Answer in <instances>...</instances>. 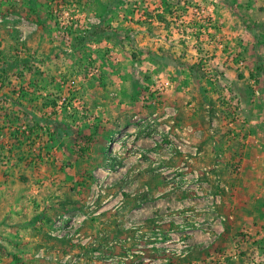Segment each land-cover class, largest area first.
Masks as SVG:
<instances>
[{
    "label": "rangeland",
    "instance_id": "rangeland-1",
    "mask_svg": "<svg viewBox=\"0 0 264 264\" xmlns=\"http://www.w3.org/2000/svg\"><path fill=\"white\" fill-rule=\"evenodd\" d=\"M0 264H264V0H0Z\"/></svg>",
    "mask_w": 264,
    "mask_h": 264
},
{
    "label": "built area",
    "instance_id": "built-area-1",
    "mask_svg": "<svg viewBox=\"0 0 264 264\" xmlns=\"http://www.w3.org/2000/svg\"><path fill=\"white\" fill-rule=\"evenodd\" d=\"M239 65H242V62L239 63ZM162 88L161 87H158V90H161ZM185 165V164H183Z\"/></svg>",
    "mask_w": 264,
    "mask_h": 264
}]
</instances>
